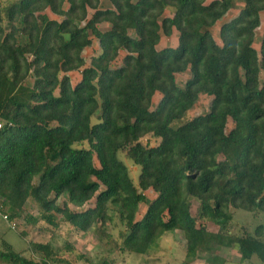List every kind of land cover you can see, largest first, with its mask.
Listing matches in <instances>:
<instances>
[{
  "label": "trees",
  "instance_id": "obj_1",
  "mask_svg": "<svg viewBox=\"0 0 264 264\" xmlns=\"http://www.w3.org/2000/svg\"><path fill=\"white\" fill-rule=\"evenodd\" d=\"M238 3L218 42L212 28ZM263 12L264 0H0L6 220H37L25 214L31 199L38 220L58 227L61 216L79 231L95 229L121 252L147 255L176 231L186 241L184 264L201 252L209 264L224 263L217 252L227 247L264 262V224L252 234L233 223L240 210L264 213V36L254 46ZM174 29L178 45L159 49ZM93 38L100 53L87 60ZM186 72L182 87L177 75ZM201 95L211 98L209 111L189 119ZM121 155L140 167L136 179ZM116 215L120 243L107 233ZM1 241L0 258L12 264H73L47 242L30 241L28 258Z\"/></svg>",
  "mask_w": 264,
  "mask_h": 264
},
{
  "label": "rangeland",
  "instance_id": "obj_2",
  "mask_svg": "<svg viewBox=\"0 0 264 264\" xmlns=\"http://www.w3.org/2000/svg\"><path fill=\"white\" fill-rule=\"evenodd\" d=\"M5 3L11 0H4ZM211 1V0H209ZM107 3V2H105ZM108 4L105 5L107 7ZM241 7V3L237 4V8L231 10L223 19H221L213 28L212 34L215 39L219 40V31L221 26L234 18L238 14V10ZM47 14L54 19L57 17L50 11ZM166 16H172V10L168 9L165 13ZM100 29L107 30V25H101ZM264 36V12L261 14V25L257 29L255 48L260 49L261 39ZM178 45V32L176 29L173 30V34L170 37L162 36L161 42L158 46L159 49L166 47L175 48ZM100 53L99 42L96 38H93V45L88 48L84 56L89 60L91 56H95ZM124 53L118 57L113 63V67H119L122 65V58ZM89 63V62H88ZM73 85H75L81 78L80 71H74L70 73ZM262 79L264 80V73H262ZM190 77L188 72L177 75V82L183 87L185 81ZM161 98L160 94H156L153 99V108L157 105ZM211 98L206 95H201L197 104L189 112L188 118L192 119L198 115L205 114L209 111ZM234 126L232 121H229L227 130L229 131ZM121 158L125 160V163L131 170V176L136 179L140 173V167L134 165L131 160H126L124 155ZM98 165L99 163L96 162ZM146 196L149 201L156 198V194L152 190L146 191ZM0 199V206H1ZM64 198H61L58 203L62 204ZM94 204V201L88 202L85 208H88ZM147 204H142L137 215V219L140 220L144 215ZM71 208H75L71 205ZM198 205L196 202L193 203L191 214H197ZM1 209V207H0ZM4 213V212H3ZM2 213V214H3ZM0 213V249H3L2 239L9 243L15 252H21L26 257H35L30 248L29 242H40L50 243L53 248L58 252V255L70 261L73 264H102L105 260L106 264H184L183 259L185 257V244L184 235L180 232L169 231L166 232L159 241L155 242L147 255H135L129 252H121L117 249H113V246L109 245L103 234L97 233V231L91 230L89 232H82L70 224L66 223L61 216L56 217L58 227H53L49 223L38 220L40 219V209L33 200L27 201L25 205V214L31 218L37 220H29L27 217L16 219L14 221H7L3 218ZM5 214V213H4ZM233 223L238 228L245 229L247 232L252 233L254 229L264 224V213H258L252 215L242 210L238 211L234 215ZM237 228V230H238ZM208 232L216 233L218 227L213 223L207 224ZM123 230L117 215L114 216V220L109 224L107 233L112 235V239L116 243L121 242L120 232ZM26 232V236L22 233ZM68 246V247H66ZM221 259L226 260L224 263L219 264H264L256 256L251 258L249 261H242L240 254L236 249L232 247L222 248L217 252ZM82 255L81 258L78 256ZM209 253H199L197 259L191 264H209L207 257ZM36 259V258H35ZM0 264H12L6 262L0 258ZM55 264H66L65 262H56Z\"/></svg>",
  "mask_w": 264,
  "mask_h": 264
},
{
  "label": "built area",
  "instance_id": "obj_3",
  "mask_svg": "<svg viewBox=\"0 0 264 264\" xmlns=\"http://www.w3.org/2000/svg\"><path fill=\"white\" fill-rule=\"evenodd\" d=\"M2 128H3V122L0 120V131H1ZM0 199H2V198H0ZM2 201H3V199H2ZM0 213L2 214L1 210H0ZM2 215H3V218L6 220L7 219V216L4 215V214H2Z\"/></svg>",
  "mask_w": 264,
  "mask_h": 264
}]
</instances>
